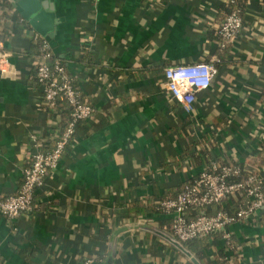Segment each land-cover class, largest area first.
Here are the masks:
<instances>
[{"label": "crops", "instance_id": "1", "mask_svg": "<svg viewBox=\"0 0 264 264\" xmlns=\"http://www.w3.org/2000/svg\"><path fill=\"white\" fill-rule=\"evenodd\" d=\"M41 1L53 12L52 34L44 37L94 111L82 122L87 132L48 169L33 209L0 213V264H83L88 257L92 264H264L257 213L227 225L236 249L220 231L206 234L201 253L183 243L187 253L169 239L171 214L154 209L209 170L184 155L194 139L217 157L210 166L235 160L251 169L258 158L264 0L242 1L240 30L224 47L218 27L226 0ZM38 34L14 0H0V51L9 53L12 70L0 73V196L19 189L35 144L54 136L55 118L44 115L33 77L30 45ZM214 56L216 73L184 110L167 89L164 67ZM133 199L152 202L153 210L133 215Z\"/></svg>", "mask_w": 264, "mask_h": 264}, {"label": "built area", "instance_id": "2", "mask_svg": "<svg viewBox=\"0 0 264 264\" xmlns=\"http://www.w3.org/2000/svg\"><path fill=\"white\" fill-rule=\"evenodd\" d=\"M241 23L240 9H233L225 15L218 27L221 47L236 36ZM40 50L36 61V78L41 86L43 102L53 105L58 96H63L72 107L71 118L52 149L43 151L38 147V143L35 144L31 161L23 169L19 189L15 193L0 196V213L10 218L33 209L35 190L43 185L48 169L59 161L74 131V122L89 117L94 111L93 105L82 99L80 91L74 86L73 77L68 73L65 64L55 56L46 38ZM218 60L217 56H214L205 61L170 64L164 67L167 89L171 97L181 103L184 110L193 109L196 93L209 85L217 71ZM11 72L9 53L0 51V73L11 75ZM211 166V170H202L191 182L185 183L176 196L161 199L157 204V208L160 207L164 212L171 214V233L182 243L214 231H222L226 244L230 243L231 234L227 225L257 213L264 206V166L239 180L229 179L231 175L240 172L238 163L217 165L213 161ZM236 194L243 195L244 201L234 212L229 213L222 209L215 212L206 211L213 203ZM190 204L202 208L200 213L191 218L186 215V208ZM93 260L88 257L83 264H92Z\"/></svg>", "mask_w": 264, "mask_h": 264}, {"label": "trees", "instance_id": "3", "mask_svg": "<svg viewBox=\"0 0 264 264\" xmlns=\"http://www.w3.org/2000/svg\"><path fill=\"white\" fill-rule=\"evenodd\" d=\"M243 0H226L224 3H222L221 5V9H223L224 11V17L227 13L231 12L233 9H241V4H242ZM17 14L19 15L18 9H17ZM223 17V18H224ZM24 20V19H23ZM219 38L220 35L218 34ZM44 36L41 35H37L35 38H32L31 40V49H32V53L34 54L33 56L36 58L35 59V68H34V75L33 77L35 78L36 82L40 85V83L38 82L37 78H36V61L38 59V57L40 56V46L44 40ZM225 46V45H224ZM223 46V47H224ZM51 47V46H50ZM87 52H84L81 56L80 59H82L83 57H86ZM56 56V55H55ZM57 57V56H56ZM58 58V57H57ZM60 59V58H59ZM60 61L62 63H64L61 59ZM92 63V62H90ZM89 63V64H90ZM217 63V62H216ZM66 66V65H65ZM69 73V72H68ZM74 86L79 90V88L77 87L76 83L74 82ZM80 91V90H79ZM81 94V91H80ZM81 97L83 99V96L81 94ZM42 110L44 112V115L47 114V116H50L51 118L54 117L55 118V123H53V133L54 136H52V138L46 139L44 141H41L38 145V147L43 150V151H47L53 148L56 139L58 138V136L64 131V129L66 128L70 118H71V110L72 107L71 105L68 103V101L63 97V96H58L55 99V102L53 105H49L47 103L42 102ZM92 115V114H91ZM90 115V116H91ZM87 118H81V119H77L74 122V131L73 133L70 135L69 139H68V143L67 146H70L73 142L74 137L77 134H85L87 131L83 128V124L82 122ZM104 121V120H103ZM186 125H188L189 123H185ZM185 128V126H184ZM199 141L198 140H192L189 143H187L186 147H185V151H184V155L192 158L195 161H204L207 165V167L209 168V170L212 169V166H210V163L212 161V159H217V157H215L214 155H212L208 149V147L205 146H198ZM258 154V158L256 160H251L250 162H252L251 165V169L247 168L246 165L242 162H237L235 160H227V161H216L217 165H220L222 163H238L241 167L240 172L236 175H231L229 177L230 180H239V179H243L244 177H246L248 175V173L252 172V171H258L260 170L262 167V165H264V141L261 144L260 147V151L257 153ZM192 179H189L187 181H185L181 187H178L177 189L173 190L170 194L163 196L162 198H167V197H174L176 196L182 189V187L184 186L185 183H189L191 182ZM263 187H264V180H263ZM244 201V196L240 195V194H236V195H230L228 197L223 198L221 201L219 202H215L211 205L210 208H208L206 211L207 212H215L219 209L222 210H226L229 213L234 212L237 208H239V206L242 205ZM154 207V206H153ZM152 202L146 200V203H143L141 200L139 199H133L130 200L127 204V211H131L133 213V215H139V214H143L145 212H147L148 210H153L152 208ZM154 209L156 211H159V209H161L160 207H154ZM202 211V208L199 207L198 205H194V204H190L187 206L186 208V215L188 217H193L196 214L200 213ZM259 217V220L262 222V224H264V206L261 207L258 211L257 214ZM168 228H170L171 230V221L168 222L167 224ZM220 231H214L212 233V235H216V236H220ZM186 246H188L191 249H199L198 251L201 253L200 249H206L210 242L207 240V235H203V236H199L187 241L183 242ZM228 245V246H227ZM227 247H230L232 249H236V242L234 241V239L231 237L230 243L226 244ZM223 249V248H221ZM198 254V252H197ZM220 254H223V251H220ZM200 258V256H199Z\"/></svg>", "mask_w": 264, "mask_h": 264}, {"label": "water", "instance_id": "4", "mask_svg": "<svg viewBox=\"0 0 264 264\" xmlns=\"http://www.w3.org/2000/svg\"><path fill=\"white\" fill-rule=\"evenodd\" d=\"M21 9L22 16L29 21V23L36 29V31L42 35L47 36L52 34L51 21L53 12L44 7L41 0H14ZM175 245H177L183 251L188 252L186 246L173 237H169ZM194 262L200 264L195 258Z\"/></svg>", "mask_w": 264, "mask_h": 264}]
</instances>
